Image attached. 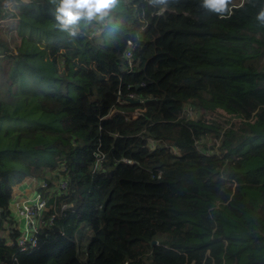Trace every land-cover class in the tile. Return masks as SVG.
Returning <instances> with one entry per match:
<instances>
[{
    "label": "trees",
    "instance_id": "16d2710c",
    "mask_svg": "<svg viewBox=\"0 0 264 264\" xmlns=\"http://www.w3.org/2000/svg\"><path fill=\"white\" fill-rule=\"evenodd\" d=\"M9 1L0 19L21 23V44L0 40V263L264 264V0L223 17L203 0H118L76 37L52 0ZM38 177L73 208L16 262L14 189Z\"/></svg>",
    "mask_w": 264,
    "mask_h": 264
},
{
    "label": "built area",
    "instance_id": "2783aa9c",
    "mask_svg": "<svg viewBox=\"0 0 264 264\" xmlns=\"http://www.w3.org/2000/svg\"><path fill=\"white\" fill-rule=\"evenodd\" d=\"M25 2V0H21V3L16 0L9 1L6 9H9V11L12 12L15 6L22 5ZM5 18H10L12 22L16 21L12 15H7ZM5 23H7V21L0 19V28ZM126 59L129 68L132 69L134 63L132 51L129 50L126 52ZM134 99L137 100L135 96H130L128 102ZM193 115L194 111L190 107L187 110V117L191 118ZM40 188L43 190L47 189V184L43 183ZM66 188L67 183L61 181L58 189L66 190ZM72 208L73 205L60 203L51 198L47 199L38 189L33 196L24 198L17 207L20 222V226H17V228L20 230L21 236L17 239V244L11 242L8 243L9 246L16 249L14 260L17 262L19 256L30 255L38 251L40 248L39 236L42 231L54 227L56 222L66 217V212Z\"/></svg>",
    "mask_w": 264,
    "mask_h": 264
},
{
    "label": "clouds",
    "instance_id": "9594fccd",
    "mask_svg": "<svg viewBox=\"0 0 264 264\" xmlns=\"http://www.w3.org/2000/svg\"><path fill=\"white\" fill-rule=\"evenodd\" d=\"M158 2L166 4L167 0ZM52 3L56 5V19L61 31L68 33L70 37H76L81 21H93L97 18L103 21L117 5L118 0H52ZM230 3L231 0H203V6L207 10L221 17L228 12ZM257 20L264 24V11L259 13Z\"/></svg>",
    "mask_w": 264,
    "mask_h": 264
},
{
    "label": "rangeland",
    "instance_id": "374dc122",
    "mask_svg": "<svg viewBox=\"0 0 264 264\" xmlns=\"http://www.w3.org/2000/svg\"><path fill=\"white\" fill-rule=\"evenodd\" d=\"M25 1H27V0H25ZM27 2H28V1H27ZM3 19H4L5 21H7V23L3 24L2 27L0 28V40H1V41H5V42L7 41L8 44H9L11 47H13V48L16 47V46H18V45H20V44H21V38H20V36H19V34H18V32H17V29L21 26V23L18 22V21H16V22H12L10 18L2 17L1 20H3ZM20 29H21V28H20ZM26 33H28V32H26ZM2 61H3V60H2ZM6 63H7V61H5L3 65H5ZM134 100H135V99H134ZM122 104H123V103L120 102V105H122ZM141 104H142V103H141ZM137 111H141V109H137ZM137 111L134 113L135 115L138 113ZM238 121H239V120H233L232 122L237 123ZM31 180H33V181H31ZM44 181H45V180H44L43 177H38V179H32V178H31V179H27V180L24 181V182H25V183H28V182H29V184H30L32 190H36V189L39 190L40 186H41L43 183H45ZM24 182H23V183H24ZM59 185H60V183H59ZM52 187L55 188V189H57V187H58V183L52 185ZM58 188H59V187H58ZM44 190H46L45 192H47V189H44ZM29 191H30V189H29ZM14 199H15V196H13V200H14ZM22 200H23V199H22ZM22 200H20V201H18V202H16V203L14 204L16 208H14V206L11 205V209L13 210V211H12V217H14V220H15L17 226H20V222H19V217H18V215L16 214L15 210L18 211V210H17V207H18V205L20 204V202H21ZM5 227L7 228V229H6L7 231H10V227H9V226H5ZM80 231H81V233H82V238L79 239V252H80V254H81L82 256H84V253H85L86 247H87L88 242H89L88 240H89V238H90L92 235H91L90 237H89V235H87V234H89L90 232H89V230L87 229L86 226H82V227L80 228ZM1 233H2L3 235L5 234V236L8 235V233H5L4 230H2Z\"/></svg>",
    "mask_w": 264,
    "mask_h": 264
},
{
    "label": "crops",
    "instance_id": "0c3cea01",
    "mask_svg": "<svg viewBox=\"0 0 264 264\" xmlns=\"http://www.w3.org/2000/svg\"><path fill=\"white\" fill-rule=\"evenodd\" d=\"M11 1V0H10ZM28 1V2H27ZM25 3H24V5H28V4H30V2H29V0H27ZM31 181H33V180H31ZM29 189H30V191H29ZM37 191V189L36 190H32V188H31V186H30V184H29V182L28 183H21L20 185H18L15 189H14V196H15V199L13 200V203L11 204L12 206H14V208H16L15 207V203L16 202H18V201H20V200H22V199H24V198H26V197H31V196H33L34 194H35V192ZM50 192H53V190L52 189H50ZM15 212H16V214L18 215V212L15 210Z\"/></svg>",
    "mask_w": 264,
    "mask_h": 264
},
{
    "label": "water",
    "instance_id": "95a60500",
    "mask_svg": "<svg viewBox=\"0 0 264 264\" xmlns=\"http://www.w3.org/2000/svg\"><path fill=\"white\" fill-rule=\"evenodd\" d=\"M147 101H141V100H130L129 103H133V104H145ZM152 245H158V241H153L151 243Z\"/></svg>",
    "mask_w": 264,
    "mask_h": 264
}]
</instances>
